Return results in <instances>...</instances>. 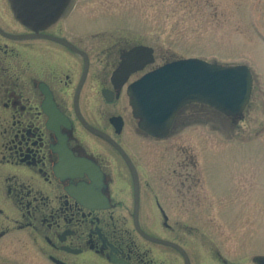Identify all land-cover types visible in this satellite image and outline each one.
Masks as SVG:
<instances>
[{"label": "flooded vegetation", "instance_id": "obj_1", "mask_svg": "<svg viewBox=\"0 0 264 264\" xmlns=\"http://www.w3.org/2000/svg\"><path fill=\"white\" fill-rule=\"evenodd\" d=\"M78 2L28 24L0 0V264H23L24 251L25 264H264L213 229L231 224L229 191L210 172L199 186V171L177 168L196 160L150 169L151 140L190 125L238 130L246 114L194 102L152 137L128 89L163 64L156 48L152 64L115 78L122 56L149 44L104 48Z\"/></svg>", "mask_w": 264, "mask_h": 264}, {"label": "rangeland", "instance_id": "obj_2", "mask_svg": "<svg viewBox=\"0 0 264 264\" xmlns=\"http://www.w3.org/2000/svg\"><path fill=\"white\" fill-rule=\"evenodd\" d=\"M78 10L104 48L143 41L156 48L158 64L192 56L253 68L257 83L241 129L190 125L151 140L150 169H174L177 154L196 160L177 168L199 171V186L210 172L213 184L229 191L231 224L213 229L230 234L231 249L264 255V0H80ZM33 260L23 252V264Z\"/></svg>", "mask_w": 264, "mask_h": 264}, {"label": "water", "instance_id": "obj_3", "mask_svg": "<svg viewBox=\"0 0 264 264\" xmlns=\"http://www.w3.org/2000/svg\"><path fill=\"white\" fill-rule=\"evenodd\" d=\"M66 0H13L16 15L31 24L58 15ZM125 55L121 72L128 69L133 55ZM152 61V60H151ZM127 67V69H125ZM252 73L246 65L226 66L200 58L180 59L147 73L131 85L129 93L140 126L154 136H166L178 110L201 101L230 115L242 114L250 100Z\"/></svg>", "mask_w": 264, "mask_h": 264}, {"label": "bare ground", "instance_id": "obj_4", "mask_svg": "<svg viewBox=\"0 0 264 264\" xmlns=\"http://www.w3.org/2000/svg\"><path fill=\"white\" fill-rule=\"evenodd\" d=\"M21 1H22V0H21ZM23 1H25V2L28 1V2H29V0H23Z\"/></svg>", "mask_w": 264, "mask_h": 264}]
</instances>
